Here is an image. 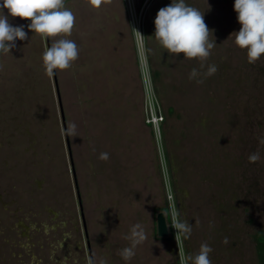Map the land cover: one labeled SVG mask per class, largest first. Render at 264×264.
<instances>
[{
	"label": "rangeland",
	"instance_id": "374dc122",
	"mask_svg": "<svg viewBox=\"0 0 264 264\" xmlns=\"http://www.w3.org/2000/svg\"><path fill=\"white\" fill-rule=\"evenodd\" d=\"M172 2L147 4L139 17L143 48L126 10L122 55L100 36L95 42L107 44L109 57L98 46L78 47L72 66L52 77L42 66L51 39L30 32V20L9 17L28 39L0 53V264H99L101 257L125 264L118 250L136 223L147 239L128 264H191L188 256L204 242L212 264H260L254 235L264 230V54L249 64L230 37L241 27L235 0H185L204 13L217 46L204 69L197 59L169 55L154 39V20ZM208 65L217 67L214 75L189 79ZM55 79L66 123L76 125L69 140L77 189ZM153 115L164 118L161 136L149 124ZM256 151L261 158L249 163ZM105 152L109 159H98ZM168 182L179 219L192 224L188 239L171 231L160 238L157 221L148 222L153 199L167 217Z\"/></svg>",
	"mask_w": 264,
	"mask_h": 264
},
{
	"label": "clouds",
	"instance_id": "9594fccd",
	"mask_svg": "<svg viewBox=\"0 0 264 264\" xmlns=\"http://www.w3.org/2000/svg\"><path fill=\"white\" fill-rule=\"evenodd\" d=\"M102 3L103 0H87V4L93 9H98ZM4 9L8 15L4 14ZM234 11L241 27L239 32L232 33L230 37H234L235 46L246 50L247 62L254 64L264 54V0H235ZM9 17L30 20L31 23L28 25L30 32L41 39H51V46L42 55V66L47 76L52 77L56 70L69 69L78 59L77 44L66 38L72 34L75 15L65 8L64 0H0V53L3 54H10L16 47L17 40L28 39L24 27H13L9 23ZM154 25V39L169 55L177 56L182 53L184 59H197L200 61V69L205 68L204 61L217 45L215 41L209 40V34H213V31L209 30L205 23L204 13L187 5L185 0H173L170 5L158 11ZM136 33L141 39L144 38L138 31ZM216 71L215 65H208L203 73L193 68L189 79H195L201 74L207 78ZM197 83H203V80H197ZM64 134L74 137L76 125L69 123ZM259 144L264 145V137L259 139ZM260 158L259 151H256L249 155L248 160L249 163H255ZM98 159L107 161L109 155L106 152L101 153ZM172 221L175 237L190 238L192 224L189 221L179 219L178 212L173 213ZM123 238L129 245L119 249L118 255L125 264H128L136 255L137 246L147 239V234L143 225L136 223ZM224 243H227V238ZM212 251L209 244L204 242L200 245L198 253L189 255L188 260L191 264H212L210 259ZM90 264H96L95 260L93 259ZM99 264H107L106 258L101 257Z\"/></svg>",
	"mask_w": 264,
	"mask_h": 264
},
{
	"label": "crops",
	"instance_id": "0c3cea01",
	"mask_svg": "<svg viewBox=\"0 0 264 264\" xmlns=\"http://www.w3.org/2000/svg\"><path fill=\"white\" fill-rule=\"evenodd\" d=\"M125 0H103L102 5L98 9H93L87 4V0H64L65 8L71 10L75 15V24L72 30L70 37L68 39L73 40L78 47H95L98 46L99 49H102L99 54L101 56L110 55L109 49H114V53L118 58L119 55H122L123 51V36H124V21H125V12L127 10L124 3ZM143 0H136L137 4H140ZM128 13V12H126ZM103 36L104 41L109 40V44L112 47L103 46L101 43L98 45L95 40ZM127 36V35H126ZM126 44L129 43L126 41ZM114 47V48H113ZM118 53V55H117ZM153 70V69H152ZM152 74L156 75L154 71ZM133 169L130 172L126 173V177L132 174ZM143 172V171H142ZM141 171L139 172L140 175ZM124 177V172L121 173V177ZM157 176V175H156ZM133 180V179H132ZM136 180V179H135ZM158 186L159 194L162 195V180ZM138 187L143 188V192L146 193L147 187L143 186L142 181L136 184ZM138 190V189H137ZM148 196L150 194V189L147 192ZM140 201V199H139ZM154 201V202H153ZM146 204L148 210V222L153 226L156 225V217L160 211L164 208L161 202H158L156 199H153ZM152 212V213H151Z\"/></svg>",
	"mask_w": 264,
	"mask_h": 264
},
{
	"label": "built area",
	"instance_id": "2783aa9c",
	"mask_svg": "<svg viewBox=\"0 0 264 264\" xmlns=\"http://www.w3.org/2000/svg\"><path fill=\"white\" fill-rule=\"evenodd\" d=\"M150 0H143L140 4H137L136 0H125V5L127 8V12L128 15L130 16L131 22H132V27H133V31H134V36H135V41L137 43V45L143 48L144 47V38H145V32L144 29L142 27V25H140L139 22V17L141 18L142 14L144 13V10L146 9L147 4L149 3ZM138 31L144 38L141 39V37L136 33V31ZM143 57L144 56V52H142ZM143 61V59H142ZM164 118L160 117L158 118L156 115H153V120L149 122V124H152L156 131V134L158 136H161V129H160V124L163 122ZM168 187H167V191H166V196H167V225H168V229L169 232L171 231L172 236L176 239V240H181V236L175 237L176 232L175 229L172 228V216L173 213H177L178 209L175 203V199H174V194H173V190L168 182Z\"/></svg>",
	"mask_w": 264,
	"mask_h": 264
},
{
	"label": "water",
	"instance_id": "95a60500",
	"mask_svg": "<svg viewBox=\"0 0 264 264\" xmlns=\"http://www.w3.org/2000/svg\"><path fill=\"white\" fill-rule=\"evenodd\" d=\"M47 42H48V40H47ZM55 83H56V89H57V95H58L59 108H60V113H61L63 129L65 130L66 127H67V123H66L64 109H63V105H62V102H61L60 93H59L58 84H57L56 79H55ZM65 138H66V142H67V147H68L69 156H70V160H71L72 172H73V175H74L75 185H76V189H77L78 187H77V183H76V174H75L74 163H73V160H72V152H71L69 136L65 135ZM77 195H78V200H79V203H80V209L82 211V204H81V200H80V196H79L78 192H77ZM82 217H83V220H84V216H82ZM84 229L86 231V223H85V221H84ZM157 235L160 238H168L169 237V229H168V225H167V219H166V215L163 212H160L157 215Z\"/></svg>",
	"mask_w": 264,
	"mask_h": 264
},
{
	"label": "trees",
	"instance_id": "16d2710c",
	"mask_svg": "<svg viewBox=\"0 0 264 264\" xmlns=\"http://www.w3.org/2000/svg\"><path fill=\"white\" fill-rule=\"evenodd\" d=\"M254 242L256 245V252L260 264H264V230L258 231L254 235Z\"/></svg>",
	"mask_w": 264,
	"mask_h": 264
}]
</instances>
